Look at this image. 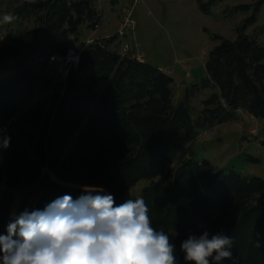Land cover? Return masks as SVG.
I'll list each match as a JSON object with an SVG mask.
<instances>
[{
	"label": "trees",
	"instance_id": "obj_1",
	"mask_svg": "<svg viewBox=\"0 0 264 264\" xmlns=\"http://www.w3.org/2000/svg\"><path fill=\"white\" fill-rule=\"evenodd\" d=\"M217 1L198 0L206 13ZM263 2L255 3L235 39L213 35L220 43L207 55L206 78L176 105L173 75L117 51L112 39L89 42L66 75H49L50 57L68 53L81 25L98 27L93 0H0V18L16 17L0 43V67L11 69L0 77V144L10 137L0 147V187L38 184L26 190L16 217L64 195L76 200L85 186L103 188L119 206L138 198L125 193L149 179L139 198L152 226L169 235L179 264H185L181 241L200 224L232 238V258L222 264H264V178L214 170L209 160L192 156L172 165L170 155L201 128L234 120L240 111L264 129V44L245 32ZM206 86L215 90L193 117L190 98ZM14 202L12 193L0 197V235Z\"/></svg>",
	"mask_w": 264,
	"mask_h": 264
},
{
	"label": "rangeland",
	"instance_id": "obj_2",
	"mask_svg": "<svg viewBox=\"0 0 264 264\" xmlns=\"http://www.w3.org/2000/svg\"><path fill=\"white\" fill-rule=\"evenodd\" d=\"M258 1L219 0L212 3L210 13H206L200 8L198 0H93L100 14L99 25L97 28L87 23L81 25L78 33L71 36L68 54L78 55L91 41L112 39L111 47L123 54L138 56L161 68L173 69V101L177 105L185 98L188 87L206 78L207 55L220 43L213 35L235 39L239 26L251 16ZM240 4H249L252 8L249 11L234 10ZM24 24L31 26L30 21ZM9 27L10 23H4L0 18V43L8 38ZM245 32L257 35L264 44V2L256 21L248 24ZM60 71L53 63L49 75L58 78ZM10 72L9 66L0 67L1 78L7 77ZM214 90L213 86L201 87L191 96L193 117L199 114L202 101ZM170 155L172 165L192 156L198 160H209L214 170L233 168L244 176L264 178L263 123L240 111L234 120L201 128L194 137L186 139L181 148H172ZM149 182V179L140 180L126 191L125 196L140 197L143 187ZM37 188L38 184L0 187V197L9 192L15 198L9 223L16 217L26 190Z\"/></svg>",
	"mask_w": 264,
	"mask_h": 264
},
{
	"label": "clouds",
	"instance_id": "obj_3",
	"mask_svg": "<svg viewBox=\"0 0 264 264\" xmlns=\"http://www.w3.org/2000/svg\"><path fill=\"white\" fill-rule=\"evenodd\" d=\"M15 19L3 16L4 23ZM9 143L10 137H3L0 147ZM84 192L15 217L0 235V264H179L175 245L152 226L143 198L115 206L103 188L85 186ZM232 244L223 231L213 234L200 224L179 250L185 264H222L232 258Z\"/></svg>",
	"mask_w": 264,
	"mask_h": 264
},
{
	"label": "built area",
	"instance_id": "obj_4",
	"mask_svg": "<svg viewBox=\"0 0 264 264\" xmlns=\"http://www.w3.org/2000/svg\"><path fill=\"white\" fill-rule=\"evenodd\" d=\"M125 50H128L127 48ZM135 57V56H134ZM137 58H140L138 56H136ZM78 58V59H77ZM80 59V55L78 53V55L75 56H70L68 53L66 55H60V54H56L50 57V61L52 63L57 64V66L60 68V74L61 75H66L70 69V67L73 64H77L78 61ZM162 70L167 73V74H172L173 73V69L171 68H165L162 67Z\"/></svg>",
	"mask_w": 264,
	"mask_h": 264
},
{
	"label": "crops",
	"instance_id": "obj_5",
	"mask_svg": "<svg viewBox=\"0 0 264 264\" xmlns=\"http://www.w3.org/2000/svg\"><path fill=\"white\" fill-rule=\"evenodd\" d=\"M161 67V66H160Z\"/></svg>",
	"mask_w": 264,
	"mask_h": 264
}]
</instances>
